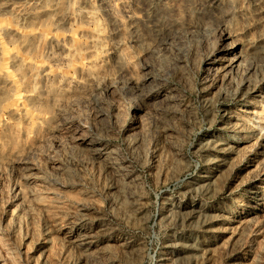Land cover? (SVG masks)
Here are the masks:
<instances>
[{
	"label": "rangeland",
	"instance_id": "374dc122",
	"mask_svg": "<svg viewBox=\"0 0 264 264\" xmlns=\"http://www.w3.org/2000/svg\"><path fill=\"white\" fill-rule=\"evenodd\" d=\"M0 264H264V0H0Z\"/></svg>",
	"mask_w": 264,
	"mask_h": 264
},
{
	"label": "bare ground",
	"instance_id": "6f19581e",
	"mask_svg": "<svg viewBox=\"0 0 264 264\" xmlns=\"http://www.w3.org/2000/svg\"><path fill=\"white\" fill-rule=\"evenodd\" d=\"M234 56H235V58L231 59L232 61H234V63L231 66L232 69H233V66L238 62L239 56H241V55H240V53H237V54L234 53ZM228 138L234 142H241V139H239L238 136H232L231 135V136H228ZM242 140H244V139H242Z\"/></svg>",
	"mask_w": 264,
	"mask_h": 264
}]
</instances>
